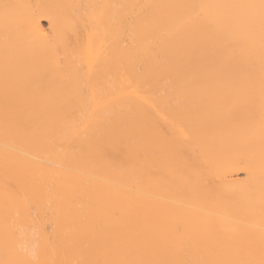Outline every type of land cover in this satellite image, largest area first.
Here are the masks:
<instances>
[{"label": "bare ground", "instance_id": "obj_1", "mask_svg": "<svg viewBox=\"0 0 264 264\" xmlns=\"http://www.w3.org/2000/svg\"><path fill=\"white\" fill-rule=\"evenodd\" d=\"M0 264H264V0H0Z\"/></svg>", "mask_w": 264, "mask_h": 264}]
</instances>
